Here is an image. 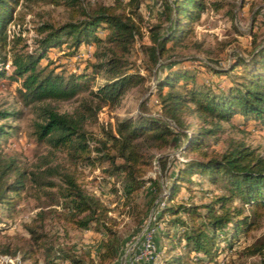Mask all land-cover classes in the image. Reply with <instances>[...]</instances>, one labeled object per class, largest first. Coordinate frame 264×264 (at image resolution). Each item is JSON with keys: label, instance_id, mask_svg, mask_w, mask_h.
<instances>
[{"label": "trees", "instance_id": "trees-1", "mask_svg": "<svg viewBox=\"0 0 264 264\" xmlns=\"http://www.w3.org/2000/svg\"><path fill=\"white\" fill-rule=\"evenodd\" d=\"M145 2L112 0L86 6L85 0H0V80L18 85L19 97L35 111L36 142L50 148L48 156L31 166L8 154L4 145L16 133L9 119L20 120L22 113L0 110V230L4 221L14 219L25 198L38 203L35 217L24 225L30 239L0 250L18 259L13 264L118 261L123 245L119 221L90 188L87 171L103 175L97 180L123 200V215L137 224L149 214L156 217L153 227L161 228L162 264H226L228 254L264 225V154L244 141H223L226 125L236 128L239 119L244 126L264 129V42L254 41L252 51L234 55L226 68L169 63L175 67L161 75L160 62L177 48L194 44L201 49L202 43L194 40L205 14L227 10L231 20L236 15L223 0H161L164 21L148 25L142 12ZM41 4L64 9L68 20L36 24L29 40L24 24ZM145 38L150 45L143 44ZM137 43L149 58L145 71L154 77L159 111L148 113L143 102L136 115L118 119L97 138L88 128L97 123L99 113L122 109L127 92L148 83L127 59ZM89 46L96 50L80 72L50 56L58 51L74 58ZM201 72L218 81L200 80ZM98 78L104 82L97 84ZM72 102L76 107L71 113H61L54 105ZM179 138L184 140L182 155L193 157L180 162L164 192L163 184L148 175L157 162L167 170V159L159 153L173 148ZM212 142L224 146L215 149ZM60 157L64 162L56 161ZM148 185L154 186V196L141 205L139 195ZM194 187L201 195L198 201H179L182 189ZM158 199L164 207L160 202L154 206ZM54 224L100 234V251L94 255L55 247L49 229ZM238 255L256 259L251 264H264V237Z\"/></svg>", "mask_w": 264, "mask_h": 264}, {"label": "rangeland", "instance_id": "rangeland-1", "mask_svg": "<svg viewBox=\"0 0 264 264\" xmlns=\"http://www.w3.org/2000/svg\"><path fill=\"white\" fill-rule=\"evenodd\" d=\"M112 0H85L86 6L98 2L110 3ZM228 4L227 9H233L236 15L234 20H231L225 14L226 11L218 13H207L204 15L202 22L196 27V38L194 41L202 43L201 49H198L194 44L177 48L174 53L162 60L160 63V74L163 75L169 71L171 67L182 66L191 69L204 68L205 64L215 67L226 68L234 55L240 54L246 56L248 52L252 51L255 45L264 42V0H223ZM142 12L145 24L160 25L165 18L164 7L161 0H146L142 6ZM68 20V12L61 8H54L48 5H36L32 12L26 18L24 29L26 37L29 40L35 36L32 30L38 23H52L54 25L63 24ZM105 37L106 33L101 34ZM193 43V42H192ZM195 43V42H194ZM144 45H150V40L145 38ZM141 43H137L134 52L127 59L140 69L143 75L148 77V83L145 87L134 88L127 92L124 106L122 109L110 111L108 109L99 113L97 123L89 126V131L97 138L103 137V128L110 125L114 126L119 119L128 116L136 115L142 103L145 104V109L148 113H157L159 111L157 99L154 96V77L150 76L146 71V63L149 58L146 57L140 48ZM96 50V46L85 47L82 54L70 58L66 56V52L58 53V51L51 52L52 59L57 61V64L64 65L67 69L73 71H83L86 67V60H89L91 54ZM92 59V58H90ZM169 63H174L175 66H169ZM200 71V70H199ZM204 71V70H203ZM200 80L218 81L211 74L201 72ZM104 82L103 78H98L97 84ZM218 83V82H217ZM96 84V85H97ZM18 85L11 84L7 79L0 80V110L8 112H20L22 117L20 120L13 118L9 119V124L16 129L7 141L5 151L10 155H16L27 166H31L38 162L42 157L48 156L50 148L43 144L36 142L33 136V123L36 119L35 111L32 106H26L23 100L19 97L17 92ZM61 113H71L76 107V103H61L55 104ZM240 119L236 122V128L226 125L227 131L223 137L232 138L235 140L244 141L260 153L264 154V129H261L255 124H248L246 126ZM184 140L179 138L170 150L159 153L167 159V170L163 168L159 162L156 163L153 170L149 173V177L155 181L163 184L164 192L167 186L172 182L176 176L177 170L181 166V161H184L192 155H182L184 148ZM215 149L223 148V143L215 144L212 142ZM59 163L64 162L63 158L56 160ZM89 181L92 182L90 188L101 198V200L109 206L112 210V216L119 221V231L123 238V245L120 251V257L115 264H162L165 257L161 250L163 242L160 239L159 228L154 234L153 248L147 249L145 243L146 235H148V228L157 225V219L154 216H149L141 224H137L131 218L123 215V200L114 195L110 187L103 185L100 180L103 175L96 171H87L86 173ZM199 181L200 178H195ZM207 187V186H206ZM194 187L193 191L182 189L179 195V201L190 203L191 200L198 201L201 196ZM155 189L153 185H148L147 188L139 195V203L141 205L148 204L154 196ZM165 193L160 197L163 198ZM163 201L159 199L154 206ZM38 211V203L31 198H25L13 220H6L1 224L3 230H0V250L7 245L23 244L25 240H29L24 225L31 223ZM159 213L157 214V217ZM158 226H155L156 228ZM52 241L57 248H73L76 251L89 252L97 254L102 245V236L92 231L84 230H68L63 225L54 224L49 227ZM150 229V228H149ZM264 237V225L262 228L253 233V235L242 241L236 250L228 254L226 264H251L256 259H241L238 252L245 246L251 245L257 240ZM162 251V252H161ZM156 255H159L157 259ZM18 259H11L9 256L3 255L0 252V264H13ZM29 264V263H27ZM69 264V263H65Z\"/></svg>", "mask_w": 264, "mask_h": 264}, {"label": "built area", "instance_id": "built-area-1", "mask_svg": "<svg viewBox=\"0 0 264 264\" xmlns=\"http://www.w3.org/2000/svg\"><path fill=\"white\" fill-rule=\"evenodd\" d=\"M164 207V203L162 204ZM154 220L156 221V217H154ZM155 224V223H154ZM150 228V229H149ZM148 228V235H146L145 243L147 245V249L153 248V240H154V234L156 233V229L151 225ZM157 259H159V255H156Z\"/></svg>", "mask_w": 264, "mask_h": 264}]
</instances>
